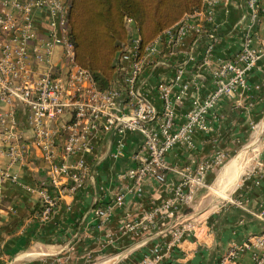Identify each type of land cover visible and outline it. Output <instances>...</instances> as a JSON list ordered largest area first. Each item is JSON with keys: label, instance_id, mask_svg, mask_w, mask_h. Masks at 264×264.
<instances>
[{"label": "crops", "instance_id": "1", "mask_svg": "<svg viewBox=\"0 0 264 264\" xmlns=\"http://www.w3.org/2000/svg\"><path fill=\"white\" fill-rule=\"evenodd\" d=\"M211 9L213 20L206 21L203 16L189 20L190 28L179 45H169L165 39L155 42V52L149 56L140 74V86L150 93L161 110L163 102L158 86L161 83L171 85L177 69L184 70L183 82L190 86L188 94L178 99L180 87L173 86V95L178 99L176 117L179 124L186 122V114L196 95L204 100L213 91V70L219 60L235 57L246 45L256 48L264 39V0H257L254 8L249 6V0H227ZM53 21L49 10L36 12L37 34L47 36ZM131 33L138 36L134 27H131ZM53 61L57 67H63L60 46L54 49ZM31 63L32 70L39 72L40 68ZM248 78L250 91H240L225 98L208 112V132L197 131L192 147L177 146L167 156L169 165L178 168L212 162L218 153L225 156L226 162L235 157L222 174L233 178L232 194L244 207L220 206L222 201L215 195L201 191L191 207L181 209L177 215L187 212L207 220L211 230L203 239L204 243L191 237L179 247L170 251L165 249L160 259H156L152 250L170 241L168 231L172 220H161L147 232L138 234L125 232L123 227L128 217L139 218L152 204L170 198L172 187L180 180L178 175L169 173L163 187L151 181L141 197L128 194L124 206L117 209L101 228L96 216L97 209L111 203L119 188L130 184L121 178V174L133 165L130 156L141 145L142 137L128 136L126 155L114 159L112 151L116 135L97 134L89 149L79 156L89 166L85 186L65 196L51 219L42 222L38 213L40 189L48 183L47 168L41 152L31 144L33 132L26 124V118L20 115L19 133L30 146L25 162L11 167L18 181H7L0 199V264H218L230 247L263 233L264 57ZM256 87L259 91L253 92ZM258 151L257 162L253 165L256 174L242 176ZM61 154L59 152V161ZM242 154L245 158L241 164L237 157ZM234 161L239 162L234 166L235 174L227 169L232 168L230 165ZM2 163L7 166L9 160L4 157ZM217 173L209 175L208 183L214 181ZM254 255L253 250L245 252L233 264H254Z\"/></svg>", "mask_w": 264, "mask_h": 264}, {"label": "built area", "instance_id": "2", "mask_svg": "<svg viewBox=\"0 0 264 264\" xmlns=\"http://www.w3.org/2000/svg\"><path fill=\"white\" fill-rule=\"evenodd\" d=\"M223 1L227 0H204L201 11L186 17L160 39H165L169 45H179L190 28L189 20L197 16H203L206 21L213 20L211 8ZM256 2L249 0V6L254 8ZM69 4L68 0H0V199L4 184L18 181L11 167L23 164L28 155L30 145L19 133L20 115L26 118L25 122L33 132L31 144L41 152L47 168L48 183L40 189L43 210L39 218L42 222L51 219L65 196L85 186L89 166L79 156L89 149L97 134L116 135L112 151L114 159L126 155V138L136 134L142 137V143L130 156L133 165L121 174V178L130 184L119 188L111 203L97 209L99 228L124 206L128 194L141 197L151 181L163 187L167 175L173 173L180 180L172 187L171 197L152 204L139 218L128 217L124 231L143 233L161 220H172L168 231L170 241L152 250L156 259L161 258L165 249L170 251L179 247L191 237L204 243L203 239L211 230L207 220L198 214H177L181 209L191 207L203 190L221 200L220 206L244 207L233 194H216L218 180L227 163L225 156L218 153L212 162L181 168L169 165L167 156L177 146L192 147L197 131H209L207 114L221 100L251 90L248 76L264 57V39L256 48L246 45L235 57L219 60L213 70V91L204 100L196 95L186 114V122L179 124L177 100L190 91L189 84L183 82L184 70L177 69L171 85L161 83L158 86L163 102L159 110L150 93L139 84L142 69L155 52V43L146 49L144 58L138 60L139 36H132L119 57L117 79L108 91L99 90L92 74L75 62L67 25ZM43 10H49L54 20L52 30L45 37L37 34L34 23V14ZM56 46L63 50L61 68L53 61ZM31 61L40 68L39 72L32 70ZM173 86L180 87L178 99L173 95ZM259 89L256 87L253 92ZM59 152L62 153L60 161ZM258 155L259 151L256 161ZM4 157L9 160L7 166H3ZM71 160H74L72 164ZM212 173H217L216 177L208 183ZM250 174H256V169L253 168ZM251 250L255 251L254 264H264V232L230 247L218 264H233Z\"/></svg>", "mask_w": 264, "mask_h": 264}, {"label": "trees", "instance_id": "3", "mask_svg": "<svg viewBox=\"0 0 264 264\" xmlns=\"http://www.w3.org/2000/svg\"><path fill=\"white\" fill-rule=\"evenodd\" d=\"M67 25L75 62L89 71L101 91L119 75V57L134 27L139 36L137 59L164 33L201 11L204 0H69ZM129 21L132 24L129 25ZM43 208H39L41 215Z\"/></svg>", "mask_w": 264, "mask_h": 264}, {"label": "rangeland", "instance_id": "4", "mask_svg": "<svg viewBox=\"0 0 264 264\" xmlns=\"http://www.w3.org/2000/svg\"><path fill=\"white\" fill-rule=\"evenodd\" d=\"M260 145H261V143H260ZM241 153V152H240ZM239 154V153H238ZM237 154V155H238ZM258 154V153H257ZM237 155H235V156H237ZM240 157V158H239ZM244 154H242L241 156H238L237 158H239L240 159V161H241V164L243 163L242 161L244 160ZM257 157V156H256ZM256 157L254 158V159H252L251 161H249V164H247V167H245L246 169H244L243 171V175L242 176H244V175H246L247 173H250V171H252V169H253V165L255 164V162H257L255 159H256ZM235 157H233V158H231L230 160H228V162L226 163V166L234 159ZM236 158V159H237ZM235 159V160H236ZM239 159H238V161H239ZM234 166H237V164L236 165H233L232 166V168H227L229 171H231L232 173H234L235 174V171H237V170H235V168H234ZM225 168V167H224ZM224 170V169H223ZM219 172V171H218ZM240 180V179H239ZM238 183V182H237ZM219 187H217V193L216 194H218L219 196H228V195H231L233 192V189H234V184H233V178L232 177H230V175H226V173H225V175H221L220 176V178H219V180H218V184H217ZM210 195H212V194H210ZM216 197V196H215Z\"/></svg>", "mask_w": 264, "mask_h": 264}, {"label": "bare ground", "instance_id": "5", "mask_svg": "<svg viewBox=\"0 0 264 264\" xmlns=\"http://www.w3.org/2000/svg\"><path fill=\"white\" fill-rule=\"evenodd\" d=\"M244 158H245V157H244ZM237 161H238V160H237ZM237 161H236V162H235V161H234V162H232V164L230 165V167H231V166H233V165H236V164H238L239 162L237 163Z\"/></svg>", "mask_w": 264, "mask_h": 264}]
</instances>
